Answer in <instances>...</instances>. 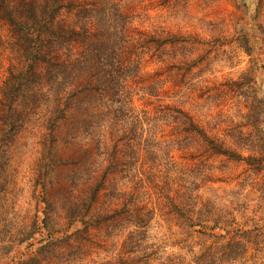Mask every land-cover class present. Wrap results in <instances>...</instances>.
Segmentation results:
<instances>
[{
	"label": "trees",
	"instance_id": "obj_1",
	"mask_svg": "<svg viewBox=\"0 0 264 264\" xmlns=\"http://www.w3.org/2000/svg\"><path fill=\"white\" fill-rule=\"evenodd\" d=\"M262 5L263 0L255 5L256 22ZM0 20L11 33L5 42L12 59L0 87V192L11 183L15 185L10 169L12 147L23 131L38 136L36 185H42L28 231L18 242H0V252L5 255L24 244L38 247L37 255L34 250L12 264H43L41 256L52 254L72 238L81 239L78 235L89 239L85 235L89 227L103 223L112 228L104 235L107 239H114L113 244L115 239L121 240L94 264H245L244 260L251 259L247 250L254 243L252 237L255 240L252 232L259 228L242 232L217 197L205 199L200 191L206 181L213 182L208 173L211 157L244 161L258 173L264 171V126L257 106L250 109L252 123L239 129L230 125L222 133L214 126L218 124L213 123L215 118L210 125L203 124L180 104L159 105L157 119L138 112L127 83L138 76L140 62L135 53L125 52L123 43L131 41L135 49L156 51L167 50L176 40L170 31L159 36L156 31L132 29L133 13L124 0H0ZM140 89L151 96L158 93V88ZM186 98L184 103L190 97ZM164 123L176 136L167 139L161 135ZM246 128L249 130L244 131ZM79 143L96 146L98 156L106 152L107 169L98 179L91 181L88 167L78 168L82 163H70L59 155L61 145L67 149ZM181 150L196 153L190 158L180 156L193 162L186 169L177 167L181 162L176 153ZM89 156L87 152L84 162ZM162 164L168 167L165 172L173 174L172 180L166 177V184L153 173L142 180L144 190L139 192L117 184L105 190L107 175L121 172L130 183L142 166ZM56 165L77 167L65 177L73 188L87 185L77 199L67 196L63 202L67 228L61 231L52 229L51 201L46 196V180ZM155 191L165 200L162 211L181 219L176 225L181 233L191 229L189 236L197 234L210 242L197 239L185 242L183 251L164 253V247H174L176 233H154L155 209L139 205L145 194L154 195ZM114 201L117 203L112 205ZM78 254H66L60 264L82 260Z\"/></svg>",
	"mask_w": 264,
	"mask_h": 264
},
{
	"label": "rangeland",
	"instance_id": "obj_2",
	"mask_svg": "<svg viewBox=\"0 0 264 264\" xmlns=\"http://www.w3.org/2000/svg\"><path fill=\"white\" fill-rule=\"evenodd\" d=\"M258 1L124 0L130 13H133V23L130 26L132 29L135 27L137 31H156L159 36L164 35V31H170L176 40L167 50L162 48L156 51L146 50L147 47L135 49L132 47L135 43L131 41L123 43L125 52H129V55L135 53L140 62L138 76L127 83L130 90L132 89L131 96L137 111L146 117L157 119L156 110L159 109V105L180 104L203 124L210 125L212 118H215L213 123L218 124L214 126H219V133H222L223 129L230 125L239 129L238 126L252 123L250 109L257 106L264 126V0L260 17L257 18L259 22H256L254 9ZM0 37L3 40L0 44L1 87L12 60L9 58V46L5 42L11 37V33L2 20H0ZM182 39L186 41L179 43ZM140 87L158 88L157 96L147 94L146 90H141ZM187 96L190 98L184 103ZM247 129L244 131L249 130ZM161 135L167 139L176 136L167 123H164ZM38 140V136L23 131L17 140L18 144L12 147L14 158L10 169L15 185L11 183L6 186L10 188L0 192V242L2 243L18 242L24 231H28L27 225L29 227L35 217L37 197L42 190V185H36L40 156ZM193 151L181 150L176 153L177 161L181 162L178 168L186 169L192 165L191 160L182 159L180 156L190 158V155L196 154ZM87 152L90 156L87 162H84ZM98 153L96 146H87L83 143L67 149L62 145L59 147V155L65 160L70 163H82L78 168L88 167L92 171L91 181L98 179L107 169L106 152H103L102 156H98ZM243 154L248 155L245 152ZM147 167L142 166L140 174L130 183L122 178L121 172L114 176L107 175L105 181L108 188L105 190L117 184L127 191L133 188L139 192L141 189L144 190L142 180L152 176L153 173L158 176L161 184H166V177L171 180L173 178L172 172H165L168 170L165 164ZM208 167L213 182L206 181L207 185L201 188V195L205 199L217 197L230 212L231 219L241 227L242 232L259 228V231L252 232L255 234V240L252 237L251 241L254 243L250 244L247 250L251 259L247 258L244 262L264 264V225H262L264 171L258 173L244 161L238 162L224 156L211 157ZM76 168L56 165L49 171L46 196L51 201L52 229L61 231L67 228L63 206L67 196L77 199L86 191L87 185L80 184L73 188L65 179L71 169ZM145 187L148 189L149 186L145 185ZM6 192H9V200L4 201L6 202L4 204L3 198ZM149 195L145 194L142 198L144 200L139 205L145 203L148 209H155L152 231L158 234L160 231L163 233L174 231L177 235L174 237L177 240L172 243L174 247L171 248L169 245L164 247V253L173 250L183 251L185 242H195L197 239L210 242L206 237L197 234L189 236L193 233L191 229H185L181 233L176 226L181 219L163 212L165 200L161 195L156 191L154 195ZM114 202L112 205L117 203ZM3 212L6 214H1ZM111 230L112 228L104 223L98 227L90 226L85 234L89 239L78 235L81 239L72 238L69 244L62 243L52 254L41 256L43 264H60L62 258L72 252L79 253L82 260H75L70 264L100 262L105 258L104 256L109 255L111 247H117L120 243L121 237L118 242L115 239L113 244L114 239H107L104 236ZM260 241L261 244H258ZM37 248L31 249L24 244L15 248L10 254L5 255L0 252V264H12L14 259L30 256L34 250V254L37 255Z\"/></svg>",
	"mask_w": 264,
	"mask_h": 264
}]
</instances>
